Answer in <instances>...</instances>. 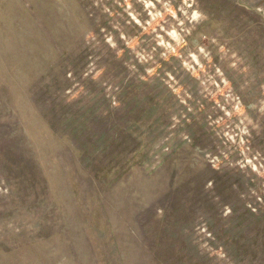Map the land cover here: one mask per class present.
Listing matches in <instances>:
<instances>
[{
    "label": "rangeland",
    "instance_id": "374dc122",
    "mask_svg": "<svg viewBox=\"0 0 264 264\" xmlns=\"http://www.w3.org/2000/svg\"><path fill=\"white\" fill-rule=\"evenodd\" d=\"M0 264H264V0H0Z\"/></svg>",
    "mask_w": 264,
    "mask_h": 264
}]
</instances>
